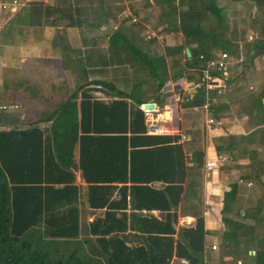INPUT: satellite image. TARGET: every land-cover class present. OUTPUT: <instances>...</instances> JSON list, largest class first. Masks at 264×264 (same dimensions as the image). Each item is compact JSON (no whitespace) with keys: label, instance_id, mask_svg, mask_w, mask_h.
I'll return each instance as SVG.
<instances>
[{"label":"trees","instance_id":"16d2710c","mask_svg":"<svg viewBox=\"0 0 264 264\" xmlns=\"http://www.w3.org/2000/svg\"><path fill=\"white\" fill-rule=\"evenodd\" d=\"M33 1L35 4L27 11L22 15L16 13L0 29L16 27L23 46L40 44L42 24L39 17L43 10L45 16L50 12L48 6L43 9L41 1ZM70 1L55 0L51 11L57 12L59 20L66 22L65 27L80 28L82 20L78 16L84 8L72 7ZM248 1L264 10V0ZM186 3L188 8L183 11ZM204 3L196 12L189 0H153L154 5L161 7L160 16L168 28L179 31L183 45L165 47L163 55L152 59L134 49L131 41L127 43L119 31L108 37L111 42L116 38L124 39L130 55L136 56L156 81V94L166 84L165 58L182 56L184 60L172 70L173 79L200 82L201 71L214 58L213 46L219 52L235 55L237 43L224 38L223 10L214 0H204ZM206 13L214 18L215 25L209 26L208 31L200 24ZM261 20L251 57L247 58L249 63L253 58L264 56V16ZM183 46L188 48V58L182 52ZM78 60L80 58L74 61ZM2 86L6 91L7 83L3 82ZM11 86L32 101H51L39 93L38 84L15 81ZM139 88L140 85H135L127 93L105 80L78 82L64 100L52 102L49 110L40 112L33 121L22 123L24 128L21 129L17 128L19 117L7 114L5 107L0 106L4 107L0 109V264H169L173 258L187 264H202L207 233L202 218H196L192 227H179L177 231L171 226L176 223V215L169 211L179 202L183 178V171L177 178L174 167L182 164L180 147L174 143L177 136L146 135L145 117L139 109L146 102L137 93ZM91 91L103 94L108 102L94 99ZM206 95L201 83L181 108L191 110L202 106ZM262 100L264 85L253 94L247 106L252 131L239 137H218L213 146L217 156L248 152L251 161L250 171L239 180L254 183L258 190L255 205L236 211L237 220L231 218L237 197V183L232 182L222 193L219 211L223 255L234 262L246 256L249 264H264V236L257 234L264 221ZM215 107L211 106L209 111L219 119L215 112L223 107ZM257 146L260 158L253 149ZM202 156L201 151H194L193 161L200 165ZM157 165L164 175L154 178L153 169ZM76 170L86 185V207L92 211L105 208L103 216L94 217L91 222L85 221L83 209L77 207L81 194L80 188L74 185ZM153 178L165 186L153 189ZM114 184H120L119 199L109 201ZM126 196L130 213L128 216L120 213L116 217V212L126 209ZM154 207L166 212L162 221L141 215V211H151ZM130 239L134 241L131 244ZM250 251L253 254L247 255Z\"/></svg>","mask_w":264,"mask_h":264},{"label":"crops","instance_id":"0c3cea01","mask_svg":"<svg viewBox=\"0 0 264 264\" xmlns=\"http://www.w3.org/2000/svg\"><path fill=\"white\" fill-rule=\"evenodd\" d=\"M31 1H33V0H31ZM39 1H41L43 3V9L45 6H48L49 11H50L49 14L46 16L44 15V10L41 11V14L39 17V18H41V24H42V38H41L42 41L40 42V44L38 46H23V45L15 46L14 45V48L13 47L11 48V52H13L12 61L15 63L20 62L21 64L26 65V63L28 64L32 61H34V62L35 61H37V62L41 61V63L48 64L51 62V60H53L52 65H55V63L57 62L59 68L61 69L62 66L59 62L60 57H56V54H59V51L61 49L60 47H62V46H60V42L62 41L63 36L67 35V34L68 35L70 34L69 38L74 34L75 39H77V36H76L77 33H75L76 29L73 27H65V30H64L65 33L61 32V30L64 28L63 27L61 28L59 25H57L58 24L57 20H59L58 19V13L55 11L54 12L51 11L52 8H50L54 5H52V3L46 5L47 4L46 0H39ZM49 1L53 2L54 0H49ZM73 1L74 0L70 1L71 6L75 7V5H74L75 3H73ZM77 1H78L77 3L83 1V3L88 4L91 0H77ZM103 1H110V0H98V2H103ZM113 1H114L113 6L119 7V4H120V6H122V7H119L120 9L117 12V15L115 18H117L118 16H123V18L128 19V21H129L130 16L137 17L135 15L137 13L135 11V9L141 10L142 12L145 11V12L150 13L152 9L160 10V8H161L159 5L158 6L154 5L153 0H113ZM27 2H30V0H27ZM83 3L81 5H77L76 7L81 6L83 8L84 7ZM25 4L22 6V8L24 6H26ZM133 6H134V8L132 9ZM187 8H188V6L186 3V5L182 7V10L185 11ZM129 9L132 11L130 12ZM20 10H22V9H20ZM20 10L18 11V13L20 12ZM158 14L159 15L156 16V20H162L163 18L160 16V13H158ZM137 18H139V17H137ZM113 20H114V18L111 21H113ZM108 23L109 22H107L106 24L103 23V25H108L111 28V33L109 35H104L101 33V31H99L104 36V38H101V40H99L100 42H98V43H100V44H98L97 47H92L93 46L92 44H88V46L91 47V49H96V48L101 49V50L105 51L107 55H110V52L107 50H109L110 48L111 49H118L119 46L114 44L115 41L110 43L108 37L114 31H116V30L118 31L120 27H119V25L112 27ZM140 23H142L141 19H140ZM129 24H130V26H129L130 29L128 31H126L125 33H123L122 31H119L122 36H124L128 40H130L131 43L137 49L140 48V51H142V52H145L144 50L148 51L147 52V58L148 59H152L154 57L163 55V53H164L163 49H162L161 54H159L157 56H153V53H151V47H149V43H146L147 45H144V47H142V45L138 44L137 43L138 40L140 42H143V41L154 42L157 44H159V41H156V40L146 41L145 38H143V40H140L137 37V35L134 33L133 30H135V28H139L142 32H144L142 27L139 24L132 25L130 23V21H129ZM169 30L175 31L170 27L168 29V31L165 33H168ZM175 32H177L179 35H181L179 33V31H175ZM257 32L258 31H254V32H250V33L253 35H257ZM250 33H248V35H250ZM53 34H56V35H53ZM91 36H93L92 38L94 39V42H95V40L97 41V39H99L96 37V35L95 36L91 35ZM102 41H103V43H101ZM106 42H108V44H105ZM77 43H79V42H75L73 44L74 50L77 49L80 45V44L78 45ZM180 45H183V42L179 43V44L168 45L167 47H176V46H180ZM84 46H87V45H84ZM84 46L81 44L79 47V50L82 51V53H79V52L73 53L72 61H74L75 59H78V58L86 60V63L89 61L90 64H89V66H87V72L91 73V72L96 71L98 73H101L100 74L101 76H99V77H102V75L104 76L102 78H89V77H87L85 80L86 81L105 80V81H109V82L113 83V81H112L113 79H111L109 77L108 70H112L114 67H110V66L105 65V66L97 68V65H94V62L89 58V56H87V54H84L89 49L88 46H87L88 48H85ZM186 49L188 50L187 47L183 46L182 52L185 55H186ZM214 50H216V48L215 49L212 48V54L214 55L213 59H216L218 57V55L222 52L215 53ZM91 52H92V50H91ZM188 53H189V51H188ZM228 56H229L230 60H229L228 74L226 77L227 78V84L223 90V93L219 96L214 97L215 101L212 104L213 107H214V105H216L215 108H218L217 106H220V105L223 107L222 110L216 109L215 114L219 116V119H215L212 116L210 111H208V113H204L201 110L200 111H193L192 108H191V110H185V109H182L181 105H180V107L177 108L176 113H175V118H174L175 122L172 123V122L168 121L169 114L165 109V98H166L165 95H167V94H163L160 92L158 94H156L155 92H153V94H148V95L147 94H141L142 98L146 102L145 104H153V106H154L153 110L155 111V113L152 114V117H155L156 120L160 121L159 125H165L162 127L164 129H166V133L162 134V135L177 136L176 132L182 130V128H186L188 130H189V128L190 129L194 128L195 124H196L195 123L196 120H194V121L192 120L189 123L187 120L188 117L183 116L186 113V111L189 113H194V114L195 113H201L202 115H204L203 116V125H204L205 130H206L205 131L206 134H204V133L202 134L204 136V139L201 138V141H198L193 136V134L185 132L189 136L188 141L177 143V140H178V136H177V140L174 142L176 145H178L180 147V150H181V162L180 163H182L180 165L179 164L174 165V167L176 169L175 172H176L177 178L178 177L180 178V174L183 171V178H182V182L180 184L181 192L179 195V202L177 203L176 208L171 207L170 211H169V213H174L176 215V223L175 224L171 223V226L175 231H177V229L179 227H192L195 223L196 218H199V217L202 218L204 230L207 232L206 235L204 236L205 245H204V252L202 255V264H212L210 262V256L213 253V252H211V250L212 251L215 250L216 241L219 240V242H221L220 240H221L222 228H221V223H220L219 211L221 208L222 193L227 189V185L230 183H226V185H224L223 182H218L219 176L223 172L227 173V172L236 171V168H238L240 166L243 169L248 170V166L251 163V161L248 158V152L239 151V152H235L231 156L223 155V154L220 156H217L215 154V151L213 148L214 142L218 137H221V136L234 135V136L239 137V136L246 135L250 131L253 130V127L250 123V120H249V117L247 116L246 111H247V106L249 104V99H250V97H252V95L254 93H248V92L244 93L243 92L244 87H240V86H245L248 88H251L254 86L257 89L262 84V83L260 84V82H259L260 79L256 80V81H253L252 79H248L249 77L247 76V73L245 72V70H247V68H248L247 67L248 65H250V66L254 65V62H255L254 59H253L254 61L253 60L251 61L252 64H250L251 62L249 63L247 61V58L244 60V62L241 63L240 60H238V58H235L237 56L232 57L229 54H228ZM186 57H189V56L186 55ZM181 58H182V56L180 58H174V59L173 58H165L166 69H167L166 83L172 82L175 80L172 78L173 71L172 70H171V72L169 71L167 62L169 60L170 61H177V60H180ZM0 60H1V57H0ZM183 62H184V60L182 58V64H183ZM1 63H2V60H1ZM233 68H235V69L238 68V70L237 71L235 70V72L233 73V72H231ZM63 71H66V70L63 68ZM178 79H180V78H178ZM85 80L83 78L82 80H79V81L84 82ZM35 82H37V81H35ZM145 82H149V78L146 79ZM114 86H115V84H114ZM151 87H153V85ZM154 87H155V84H154ZM51 92H53V91L51 90ZM69 92L67 91L66 94H68ZM39 93L43 97L46 96V95L45 96L43 95V92L41 89L39 90ZM90 94H91V97L94 94L102 95L106 99V101H104V102H108V99L103 94H101L99 92L91 91ZM162 95H163L164 99L162 98ZM168 96H169V94L167 95V97ZM27 98H29V97H27ZM48 98H52V96H49ZM65 98L60 99L58 101L64 100ZM96 100H98V99H96ZM58 101H56V102H58ZM243 102H244V104H243ZM262 102H264V100H262ZM39 103H41L40 100H34L30 103L29 106H35V108H36V107H38ZM157 103H158L159 107H157ZM25 104L26 103L23 102V104H22L23 109H25V106L27 105V104L26 105ZM142 105H144V104H142ZM49 109L50 108H48V109L40 108L39 112L36 114V117L34 118V120L37 118V116L40 112L47 111ZM178 112H180V117H179ZM21 113L22 114L18 115L20 124L24 123V121H23L24 110H22ZM181 114L183 117L181 116ZM208 119H212L213 123L208 125L207 124ZM183 122H185V126H183ZM144 123L146 126V120H144ZM172 124H174L175 129L173 128ZM41 127H43V125H41ZM146 135H149V134L146 133ZM153 136H157V135H153ZM174 143H172V144H174ZM253 149H256V151L258 153V158H260L261 156H260L259 147L257 146L256 148H253ZM197 150L201 151L203 154V156L201 158V164L200 165H197V163H195V161H193V152L197 151ZM154 156L157 157V155L153 154V157ZM221 158H223V161L221 162V164H219ZM207 162H214L215 165H217V166L220 165L217 167V172L215 174L211 173L210 171L205 169V163H207ZM229 164H231V165H229ZM153 171H154V173H153L154 178L155 177H161L162 175H164L162 173V170L158 168V165H157L156 169H153ZM242 175H244V174H241V176ZM154 178H153V189H155V190L162 189L165 186V184L154 180ZM238 182L239 183L245 182V186H247V187L250 186L252 183L249 180L248 181L238 180ZM74 185H76L80 188L81 198H80V200H78L77 207L79 209H81V208L83 209V214H84L83 217H84L85 221L91 222L94 217H102L105 208L101 209V210H93L92 211L86 207V201H85V194H86V188L85 187H86V185L80 177L79 170H76L74 172ZM114 187H115V189L111 192L109 201H116L119 199L118 188L120 187V184H114ZM238 193H239V185L237 183V197H236V200H235L233 206L235 205V203L238 200V197H239ZM166 198H167V196H166ZM126 200H127L126 209L125 210H119L118 212H116V217H118L120 213H124V214H126V216L129 215L130 205L128 202V196H126ZM82 206H84V207H82ZM248 208H250V207H248ZM140 213H141V215L151 216L156 221H162L163 216L166 214V212L161 211V210H157V208H155V207L151 211H141ZM130 233H132V232H130ZM133 242L134 241L132 239H130V244ZM212 246L214 247V249H211ZM220 247H221V245H220ZM221 257L223 259L224 257L226 258L228 256L223 255V251H222ZM169 264H187V262L184 260H177V259L173 258Z\"/></svg>","mask_w":264,"mask_h":264},{"label":"rangeland","instance_id":"374dc122","mask_svg":"<svg viewBox=\"0 0 264 264\" xmlns=\"http://www.w3.org/2000/svg\"><path fill=\"white\" fill-rule=\"evenodd\" d=\"M1 1V0H0ZM47 4L55 5V0L53 2H50L49 0H46ZM194 8L195 11L197 9H200L205 3L204 0H193L190 2ZM33 2V3H32ZM36 2V1H35ZM113 0L110 1H103L98 2V0H91L88 4L83 3V1L74 4V5H81L83 3V12L78 16L82 20V25L78 29L75 28L77 39H75V35L73 34L70 38L69 35H64L62 38V41L60 42V51L59 54H56V57L59 58V62L62 66L60 69L57 62L55 65H52V61L48 64H44L37 61H32L30 63H26V65L21 64L20 62H13L12 61V54L11 48H14V45H22L20 44V38L18 36V29L14 27L12 30L6 29V27L0 31V57L2 60H0V106L5 107V111L9 115H15L18 116L21 113L22 110H24L23 115V121L24 123L33 121L36 117V114L39 112L40 108L48 109L51 108L52 102H56L60 99H63L67 96L66 92L71 91L73 87L80 82L79 80H82L84 77L89 78H102L98 72H87V66H89L90 62L88 61L86 63V60L80 59L78 61H72V56L74 52L82 53V51L79 50L80 45L82 44L87 45L92 44V47H97L99 40L101 38H104V36L99 32L100 27L103 25L102 23L106 20L109 22L108 24L112 27L119 25V30L125 33L130 28V24L128 19L123 18V16H118L117 18V12L119 11V7L113 6ZM217 7L221 8L224 13V38L234 40L237 43V50L235 52V55L230 56H237L235 58H238L240 62H244L246 58L251 57V49L253 46V41L255 39L248 40L246 37L248 36V33L258 31V26L261 24L262 16H264V10L258 9L253 3H251L248 0H240L238 2L232 1V0H214ZM26 3V4H25ZM21 6L26 5L23 8L20 6L17 11L22 9L19 14L22 15L23 11H27L31 5H34V1L25 2L24 0H21ZM118 6V5H117ZM134 6L132 7V9ZM193 8V9H194ZM201 10V9H200ZM131 12L132 10L129 9ZM137 12L135 15L139 17L143 23H148L150 25V28L161 36L162 40L159 41V44L154 42H140L138 40V44L147 45L146 43H149V47H151V53H153V56H157L162 53V49L164 50L165 47L168 45H174L182 43L183 37L179 35L177 32L169 30L168 33H165L163 29H169L168 26H166V21L164 19L162 20H156V16L159 15L158 13H161L160 10L152 9L151 12H142L141 10L135 9ZM199 11V10H197ZM196 11V12H197ZM202 11L199 13L201 14ZM18 13V12H17ZM203 13V12H202ZM199 14V15H200ZM202 15V14H201ZM200 15V17H201ZM114 18L113 21H111ZM59 19V18H58ZM139 19V20H140ZM41 21V18H40ZM58 24L61 28L64 29L61 30V32L65 33V21L64 20H57ZM100 24V26H98ZM201 26L206 30H210L211 28L209 26H215L214 25V18H212L209 14H203L200 20ZM121 29V30H120ZM214 29V28H213ZM215 30V29H214ZM134 33L137 35V37L140 40H143L144 38V32H142L139 28H135L133 30ZM159 33H158V32ZM258 33V32H257ZM56 35V34H53ZM52 35V36H53ZM96 35L97 41L92 38ZM247 35V36H246ZM250 35H253L250 33ZM258 35H256L257 37ZM127 43H130L129 40L125 37L124 38ZM122 38H116L115 45H118L119 48L116 50L111 51V48L107 51L110 52V55H107L105 51L101 49H91L89 47L88 51L84 54H87L89 58L94 62V65H97L98 67L102 66H110L114 67L112 70H108L109 77L113 79V83L115 84L116 88L124 92H129L132 90V87L135 85H140V88L137 90V93L139 94H153L155 87L154 84H156V81L152 79L148 68L141 63L136 56H131L128 52V48H126L125 41ZM112 41V40H111ZM111 41H109L111 43ZM75 42L79 45L77 49L74 50L73 44ZM103 43V41L101 42ZM13 44V45H12ZM105 44H108L106 42ZM133 45L132 43H130ZM124 45V46H122ZM87 46H84L85 48H88ZM91 46V45H90ZM133 48L140 51V48L137 49L134 45ZM215 49V47L213 46ZM92 52H91V50ZM144 49V48H143ZM140 51L141 53H144V56L147 57V52ZM215 53L219 52L218 49L214 50ZM227 53V52H225ZM149 54V53H148ZM228 54V53H227ZM188 58V57H187ZM53 59V58H52ZM88 59V58H87ZM137 59V60H136ZM255 60L254 65H248L247 70L245 72L247 73L248 79H252L253 81L259 80L260 86L264 85V56H259L256 58H253ZM252 59V60H253ZM253 60V61H254ZM39 61V60H38ZM14 63V64H13ZM16 64V65H15ZM182 65V58L177 61H168L167 65L169 68V71L174 69L176 65ZM252 64V62L250 63ZM93 65V66H94ZM231 66V65H230ZM117 67V68H116ZM63 68L66 71H63ZM237 71L238 68H233L231 72ZM74 74V75H73ZM171 74V73H170ZM149 78V82H145L146 79ZM230 79V78H229ZM14 81H27V83L31 85L40 86V89L43 92V95L47 98L49 96H52L50 102L41 101L39 103L38 107L35 108V106H29L32 102L29 98H27V95L24 94L22 91L14 92L13 87L11 84ZM37 81V82H35ZM262 81V82H261ZM3 82L7 83V90H3ZM251 84V83H250ZM153 85V87H151ZM249 85V84H248ZM244 87V93H255L259 88H255L254 86L251 88ZM52 88V89H51ZM248 88V89H247ZM51 90L53 92H51ZM242 92V93H243ZM41 93V92H40ZM168 95V94H167ZM165 95V97H167ZM253 96V95H252ZM94 99H98L101 101H106V99L99 94L92 95ZM163 98V95H162ZM164 99V98H163ZM251 99V97H250ZM23 102H25L26 106L25 109H23ZM158 102V101H157ZM244 104V102H243ZM16 106V108L14 107ZM21 106V107H20ZM157 107H159L157 103ZM179 117H180V112ZM151 119L153 120L155 117H152V113H149ZM182 116V114H181ZM183 116H187V120L190 123V121H195V127L194 128H182L180 130L181 132H187L190 134H193V136L198 140L201 141V138L204 139L203 133L206 134L205 127L203 125V116L201 113H189L186 111V113ZM182 116V117H183ZM190 117V118H189ZM156 119V118H155ZM165 126V125H161ZM183 126H185V122H183ZM167 127V126H166ZM17 128L21 129L24 128V125L21 123L17 126ZM174 128V127H173ZM174 130V129H173ZM207 136V135H206ZM231 165V164H229ZM250 169V168H249ZM243 169L241 166L236 168V171L233 172H223L220 174L218 182H223L224 185L226 183L231 182H237L239 185V197L235 205L231 209V215L230 217L237 220V217L235 216V212L240 210L243 211L244 209H247L248 207H253L256 203V197L258 194V190L255 189L254 183H251L250 186H245V182H238L239 177L241 174L248 173L250 170ZM241 214V213H240ZM245 223L250 224L251 222L246 221ZM259 236H264V221L259 225V231L257 232ZM215 250L210 256V262L212 264H249V260L246 258V256L240 257L239 262H234L231 260V257H224L222 259V249L220 247L219 240L215 243ZM252 255L253 252L250 251L247 253V255Z\"/></svg>","mask_w":264,"mask_h":264},{"label":"built area","instance_id":"2783aa9c","mask_svg":"<svg viewBox=\"0 0 264 264\" xmlns=\"http://www.w3.org/2000/svg\"><path fill=\"white\" fill-rule=\"evenodd\" d=\"M27 2V0H24ZM21 0H1L0 1V29L18 12L17 10L21 6ZM23 6V5H22ZM21 6V7H22ZM129 21L131 24H139L144 31V38L146 41H160L162 40L161 36L157 34L154 30L150 28L148 23H140L139 18L135 16H130ZM256 35H248L247 39H256ZM201 59V56H199ZM229 56L227 53L222 52L218 55L216 59H213L206 63L205 68L201 71V77H198L199 81L196 80H187L185 78H180L172 82H167L164 86L160 88V93L169 94L165 98V109L169 114L168 121L175 122V113L178 107L187 100H189L197 91L200 84L203 83L205 90L207 92L204 103L200 107H193V111H203L208 113L210 107L214 103V97L219 96L223 93V90L227 84V74L229 69ZM211 73H216L220 75L218 77H213ZM139 106V109L143 112L146 120V133L149 135H162L166 133L161 125H159L158 120L155 118L152 120L149 113H155L154 110H145ZM4 109V107H0ZM212 119L207 120V124H212ZM172 126L175 129L174 124ZM175 131V130H174ZM178 140L177 143L186 142L189 140V136L181 131H177ZM223 161V158L220 159L219 164ZM220 166V165H218ZM217 165L214 162L205 163V169L211 173L217 172ZM211 249H214L212 246Z\"/></svg>","mask_w":264,"mask_h":264},{"label":"water","instance_id":"95a60500","mask_svg":"<svg viewBox=\"0 0 264 264\" xmlns=\"http://www.w3.org/2000/svg\"><path fill=\"white\" fill-rule=\"evenodd\" d=\"M100 31L104 35H109L111 33V28L108 25H102ZM186 55L189 56L188 50L186 49ZM143 109L145 110H153V104H144Z\"/></svg>","mask_w":264,"mask_h":264}]
</instances>
